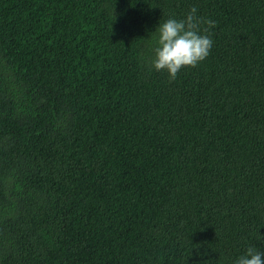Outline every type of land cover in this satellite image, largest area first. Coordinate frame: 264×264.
<instances>
[{
    "label": "trees",
    "instance_id": "obj_1",
    "mask_svg": "<svg viewBox=\"0 0 264 264\" xmlns=\"http://www.w3.org/2000/svg\"><path fill=\"white\" fill-rule=\"evenodd\" d=\"M194 6L211 53L170 82L155 30ZM249 246L264 0H0V264H235Z\"/></svg>",
    "mask_w": 264,
    "mask_h": 264
},
{
    "label": "clouds",
    "instance_id": "obj_2",
    "mask_svg": "<svg viewBox=\"0 0 264 264\" xmlns=\"http://www.w3.org/2000/svg\"><path fill=\"white\" fill-rule=\"evenodd\" d=\"M194 6L183 19L174 17L160 23L156 28L158 36L153 48L154 56L150 61V70L168 73L170 82L177 78L185 67H196L211 53L213 41L207 33L216 22L196 15ZM207 28H203V25ZM235 264H264V252L249 246Z\"/></svg>",
    "mask_w": 264,
    "mask_h": 264
}]
</instances>
